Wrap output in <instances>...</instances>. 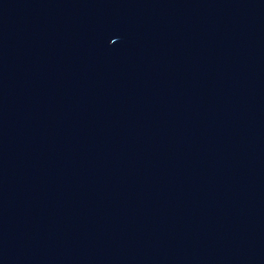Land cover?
Returning a JSON list of instances; mask_svg holds the SVG:
<instances>
[{"label": "water", "instance_id": "1", "mask_svg": "<svg viewBox=\"0 0 264 264\" xmlns=\"http://www.w3.org/2000/svg\"><path fill=\"white\" fill-rule=\"evenodd\" d=\"M0 264H264V0H0Z\"/></svg>", "mask_w": 264, "mask_h": 264}]
</instances>
